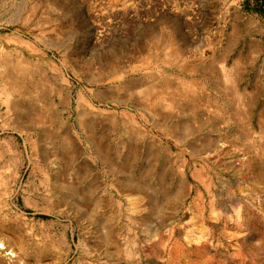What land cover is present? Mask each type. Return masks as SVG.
<instances>
[{"label":"rangeland","instance_id":"374dc122","mask_svg":"<svg viewBox=\"0 0 264 264\" xmlns=\"http://www.w3.org/2000/svg\"><path fill=\"white\" fill-rule=\"evenodd\" d=\"M7 59L0 263L264 264V0H0Z\"/></svg>","mask_w":264,"mask_h":264},{"label":"bare ground","instance_id":"6f19581e","mask_svg":"<svg viewBox=\"0 0 264 264\" xmlns=\"http://www.w3.org/2000/svg\"><path fill=\"white\" fill-rule=\"evenodd\" d=\"M8 61V62H7ZM7 61H4L6 62L4 64V70L0 73V80L3 81V92L4 94L6 95V99H5V103H6V112L3 113L4 115H8L9 112L12 111V113H17L18 115L16 117H9L8 120L11 121V123L15 124V125H18L19 127H23V128H29V129H35V131L40 127V125H44L45 123V120L48 122V125H49V122L50 125L52 126V122H56V120L53 119V116L50 114L49 110L52 108V104L47 101V104L41 109H37L36 107L33 108V107H30L31 109L29 110L27 107H25L24 104L20 103V102H16V101H12L10 98H9V92H8V86L10 85V87L12 88V91L14 92H17L19 93V95L21 97H24L26 96V94H29L31 96H34L36 99H43L45 97V94L43 93H37V89L34 90V88H32V86L30 85V83L27 81L28 78H29V75L31 74V71L30 69H32L30 66L29 68L28 67H25L23 69H20L19 71H17V74H21L23 77L22 78H19V76H16L15 73L11 70H13L11 68L10 70V67L8 68L9 66V59H7ZM17 62V61H16ZM13 63V62H12ZM15 66V65H14ZM17 66V65H16ZM1 67V66H0ZM3 67V66H2ZM17 68V67H16ZM15 68V69H16ZM19 69V68H18ZM33 75H34V71H33ZM42 78V77H41ZM43 81H45L44 79H42ZM42 83V82H41ZM45 84V83H44ZM36 85V84H35ZM43 85V84H42ZM37 86V85H36ZM35 86V87H36ZM44 86V85H43ZM34 87V86H33ZM60 89V88H59ZM45 90V89H44ZM61 91V90H60ZM57 92V91H56ZM63 92V91H61ZM59 93V92H58ZM14 94V93H13ZM11 95V94H10ZM15 95V94H14ZM62 95V94H61ZM12 97V96H11ZM46 99V98H45ZM44 99V101H45ZM165 99V98H164ZM163 99V100H164ZM166 101V100H165ZM62 102V101H61ZM66 103V101H63ZM53 103V102H52ZM60 103V102H59ZM44 105V104H43ZM65 105V104H64ZM54 109V108H53ZM13 116V115H12ZM5 118V117H4ZM7 119V118H6ZM47 122H46V125H47ZM49 127V126H48ZM47 127V128H48ZM55 127V126H54ZM49 130V129H48ZM51 132V131H50ZM49 132V133H50ZM46 133V132H45ZM93 133V132H92ZM48 134V132H47ZM46 134V135H47ZM93 136V135H92ZM49 137V136H48ZM47 137V138H48ZM97 139V138H96ZM98 142V141H97ZM69 144L70 142L68 141V139H66V141H64L62 144L60 143V149H61V152H62V156L63 157L62 159L68 164V162L70 161L69 160ZM36 146V145H35ZM58 151V150H57ZM56 151V152H57ZM130 151V150H129ZM59 152V151H58ZM60 152V153H61ZM55 154V153H54ZM106 157V156H105ZM57 158V157H56ZM66 164V165H67ZM128 165V164H127ZM67 167V166H66ZM127 167V166H126ZM124 168V167H123ZM67 168H65L66 170ZM128 170V168H127ZM65 172V171H64ZM67 174V173H66ZM83 176V175H82ZM81 176V177H82ZM79 179V178H78ZM80 180V179H79ZM133 182V181H132ZM128 185H130L132 188H138L140 187V184L138 183H131L130 184V181L128 182ZM77 187V186H76ZM75 187V188H76ZM130 188V187H129ZM76 190V189H75ZM84 201V199H83ZM87 202V201H86ZM85 204V203H84ZM81 206V205H80ZM84 206V205H83ZM82 206V207H83ZM240 212V211H239ZM238 212V213H239ZM12 219V218H11ZM2 238V237H1ZM148 243V242H147ZM5 244H4V241L0 240V252L6 250L5 249ZM163 250V249H162ZM207 250H209V247L207 246H203L201 248H197L195 250H191V252H206ZM5 253V252H4ZM141 253V252H140ZM207 253V252H206ZM3 254V253H2ZM6 254V253H5ZM146 254V252H145ZM151 254V253H150ZM6 255H9L10 258H13V255L12 253L10 254H6ZM168 255L169 256V261L172 262L171 258H174L172 257V254L169 253ZM1 256V254H0ZM141 256V255H140ZM153 256V255H152ZM159 259L161 261H159L158 259H156L155 262L151 263V262H148V264H164V261L162 260L161 258V254L160 256H158ZM1 259V258H0ZM5 259V258H4ZM13 260V259H12ZM15 260V259H14ZM1 261V260H0ZM3 261V260H2ZM11 261V259L9 260ZM23 260L21 259V262ZM4 262V261H3ZM8 262V261H7ZM12 262V261H11ZM2 263V262H1ZM0 263V264H1ZM13 264H19L18 260H15L14 262H12ZM4 264V263H2Z\"/></svg>","mask_w":264,"mask_h":264}]
</instances>
